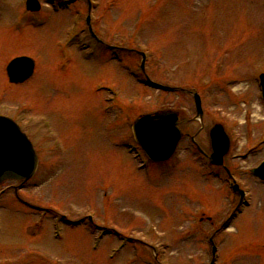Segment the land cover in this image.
Instances as JSON below:
<instances>
[{
	"label": "rangeland",
	"instance_id": "rangeland-1",
	"mask_svg": "<svg viewBox=\"0 0 264 264\" xmlns=\"http://www.w3.org/2000/svg\"><path fill=\"white\" fill-rule=\"evenodd\" d=\"M91 1L102 44L82 37L88 3L77 0L84 41L63 63L76 8L55 12L40 0L16 34L21 0H0V115L17 116L40 163L25 185H0V262L210 264L211 238L213 264H264V183L250 174L264 161V0ZM110 47L122 51L126 70ZM139 53L150 57L151 82L201 97L196 142L205 155L208 130L220 123L228 132L225 161L246 195L229 223L238 197L188 141L165 164L139 154L131 136L138 116L172 109L195 117L189 95L143 85ZM20 54L35 61V76L9 86L4 66ZM198 129L185 126L190 135Z\"/></svg>",
	"mask_w": 264,
	"mask_h": 264
},
{
	"label": "water",
	"instance_id": "water-1",
	"mask_svg": "<svg viewBox=\"0 0 264 264\" xmlns=\"http://www.w3.org/2000/svg\"><path fill=\"white\" fill-rule=\"evenodd\" d=\"M32 11L39 9L35 0H30ZM23 69L24 73L18 75L17 70ZM33 62L26 58L12 61L7 67L11 82L18 83L28 78L32 73ZM262 95L264 98V76L260 77ZM151 84V83H150ZM153 85V84H152ZM163 91H173L167 87H160ZM197 116L201 118L202 111L199 97L193 94ZM177 112H161L142 116L133 125L135 139L145 155L154 163L165 162L174 154L176 146L181 139L177 128ZM211 153L209 164L222 166L223 157L229 150V139L221 126H214L209 132ZM37 160L26 138L19 133L15 125L0 118V183L6 180L27 181L35 172ZM254 176L264 180V163L251 171ZM237 191V187H233ZM241 198L243 193L239 192Z\"/></svg>",
	"mask_w": 264,
	"mask_h": 264
},
{
	"label": "flooded vegetation",
	"instance_id": "flooded-vegetation-1",
	"mask_svg": "<svg viewBox=\"0 0 264 264\" xmlns=\"http://www.w3.org/2000/svg\"><path fill=\"white\" fill-rule=\"evenodd\" d=\"M52 5H54V4H52ZM74 44H75V41H71L69 45H71L72 48H74ZM184 125H185V126H188L189 123L186 122ZM198 134H199V133L196 132L195 135H194V138H196V137L198 136ZM187 138H188V137H187ZM193 141H194V139H193ZM190 143H191V141H190ZM194 144H195V143H194ZM229 172H231V170H229ZM33 264H37V263H33Z\"/></svg>",
	"mask_w": 264,
	"mask_h": 264
}]
</instances>
